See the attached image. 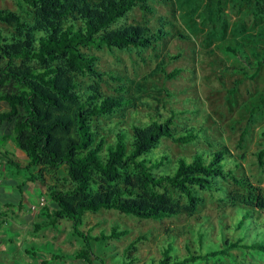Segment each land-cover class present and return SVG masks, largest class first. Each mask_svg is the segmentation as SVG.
Returning a JSON list of instances; mask_svg holds the SVG:
<instances>
[{"label":"trees","instance_id":"16d2710c","mask_svg":"<svg viewBox=\"0 0 264 264\" xmlns=\"http://www.w3.org/2000/svg\"><path fill=\"white\" fill-rule=\"evenodd\" d=\"M16 1L29 8L30 19L0 10V23L14 30L10 37L0 30V133L5 142L12 141L25 153L24 168L34 170L24 187L27 183L41 182L40 169L65 167L71 182L69 187L47 188L42 198L46 204L39 207L46 219L35 224V232L55 228L61 221L70 222L72 236L82 244L73 258L93 264L94 243L101 248L107 241L128 236L130 231L113 227L109 233L92 235L81 229L87 213L116 211L146 221L184 214L192 217L203 202L202 192L220 202L228 200L220 180L243 186V181L227 170L228 149L201 151L191 158L182 156L175 163L169 153L161 151L164 139L179 145H193L204 139L203 129L178 128L176 120L184 112L171 110L168 116L150 115L147 122L133 123L130 129L117 125L113 141L105 135L97 137L96 119L113 117L138 98L129 95L130 86L123 84V77L100 71L99 56L92 50L156 49L171 33L166 26L153 29L126 23L136 8L152 12L150 2L154 0ZM244 1H255V14L264 15V0ZM227 50L244 63L249 61L241 47L227 46ZM179 58L180 55L169 56L171 62ZM262 62L264 58L257 62L251 79L257 76ZM164 64L161 62L157 70L160 68L168 80L176 79L182 72L181 69L167 72L161 68ZM81 78L95 81L107 78L118 84L117 95L103 93L94 83L83 89ZM144 90L145 84H139L138 94ZM1 154L10 167L9 173L18 175L23 168L21 162L10 158L7 150ZM255 156L258 165L264 168V144ZM21 186L18 189L24 194ZM47 196L55 205L52 211ZM15 206L21 211L22 203L6 204L7 216L10 210L16 215ZM251 212L237 211L233 226L236 236L232 240L222 236L223 247L204 244L201 234L199 253L188 246V255L182 257L169 244L163 256L153 258L150 264H197L226 258L239 262L233 250L264 255V227L259 228ZM143 239L139 237L128 245L121 264L138 262L139 243ZM59 259L62 257L52 255L40 260V264H55Z\"/></svg>","mask_w":264,"mask_h":264},{"label":"rangeland","instance_id":"374dc122","mask_svg":"<svg viewBox=\"0 0 264 264\" xmlns=\"http://www.w3.org/2000/svg\"><path fill=\"white\" fill-rule=\"evenodd\" d=\"M254 3L244 0H154L150 2L152 12L136 8L126 23L153 29L166 26L171 33L156 49L92 50L99 56L97 66L100 71H111L123 77V84L130 86L129 95L138 98L115 116L96 119L97 137L105 135L113 141L117 125L130 129L133 123L147 122L150 115L168 116L171 110L181 111L184 114L176 120L178 128L193 126L203 129L205 137L193 145H179L164 139L161 151L169 153L175 163L182 156L191 158L201 151L228 149L227 170H232L234 176L243 181V186H238L220 180L226 189V202L202 192L203 202L192 217L184 214L173 219L146 221L116 211L87 213L81 229L92 235H99L101 231L109 233L113 227L130 231L128 236L107 241L101 248L94 243L93 264H121L124 250L139 237L144 239L139 243L136 264H150L153 258L160 259L169 244H173L182 257L188 255V246L199 253L201 234L204 244L223 247L222 236L228 240L236 236L233 226L240 209L252 210L251 216L260 224L259 228L264 227V168L258 165L255 156L264 144V62L255 79L250 78L256 72L257 62L264 58V15L255 14ZM0 10H9L22 15L25 20L30 19L27 15L29 8L21 7L16 0H0ZM0 30L6 37L14 32L3 23H0ZM227 46L241 47L249 56L247 63L250 65L229 52ZM176 55L180 58L171 62L169 56ZM161 62L165 63L161 68L167 72L174 69L182 72L176 79L168 80L160 68L157 70ZM234 67L238 69L234 70ZM80 80L83 89L94 83L103 93L117 95L115 88L118 84L107 78ZM139 84H145L141 94H138ZM6 150L11 153L10 158H16L22 164L18 175L9 173L10 167L1 154ZM24 155L11 141L5 142L0 133V180L5 182L11 177L17 185H22L25 194L22 198L17 186L4 183L0 185V203L22 201V209L26 212L25 218L19 212L16 215L12 210L8 212L9 224L4 225L7 251L0 254V264H40V260L52 255L62 257L55 264H86L73 258L82 244L72 236L70 222L61 221L55 228L46 227L35 232V224L46 218L40 214L42 194L32 192L29 188L32 183L23 186L26 178L34 172L24 168ZM40 173L46 191L49 187L71 185L65 167L40 169ZM10 191L13 196H5ZM33 206L37 211L32 209ZM48 206L54 210L51 200H48ZM7 210L4 207L2 211ZM18 225L23 228L16 230ZM232 253L239 262L226 258L197 264H264V255L239 250Z\"/></svg>","mask_w":264,"mask_h":264},{"label":"crops","instance_id":"0c3cea01","mask_svg":"<svg viewBox=\"0 0 264 264\" xmlns=\"http://www.w3.org/2000/svg\"><path fill=\"white\" fill-rule=\"evenodd\" d=\"M12 142V141H11ZM13 144V143H12ZM24 158L26 157L25 155L23 156ZM1 181V184H4V181L0 180ZM7 181H10L11 184L10 186H17V189H18V185L17 183L14 181V179H12L11 177L8 178L6 181H5V184ZM29 188L32 190V192L34 193H40L41 197L40 199L44 198L43 197V194L46 192V189L44 187H42V184L41 182H35V183H32V184H29ZM20 193V191H19ZM22 195V198L25 197V194H21ZM5 196L7 197H12L13 196V192H6ZM22 202V201H21ZM21 202L17 203L16 205L20 204ZM8 203H11V202H6L5 204L3 203H0V254H2V252H6V246L4 245V239H5V235L7 234V230L6 228L4 227V225L6 224H9V220H8V216H7V211L3 212L2 210H4V207L6 206V204ZM17 207V206H16ZM14 208V209H17L16 210V213L19 212L23 217L25 215V211L22 209L21 211H18V208ZM26 216V215H25ZM25 218V217H24ZM21 228H23V226L21 225H18L15 229L16 230H20Z\"/></svg>","mask_w":264,"mask_h":264},{"label":"built area","instance_id":"2783aa9c","mask_svg":"<svg viewBox=\"0 0 264 264\" xmlns=\"http://www.w3.org/2000/svg\"><path fill=\"white\" fill-rule=\"evenodd\" d=\"M1 182V181H0ZM46 204V201H45V199H41V201H40V206H44ZM34 211H37V207L36 206H33V208H32Z\"/></svg>","mask_w":264,"mask_h":264}]
</instances>
